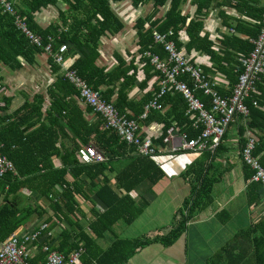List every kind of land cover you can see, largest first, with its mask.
<instances>
[{
    "label": "crops",
    "instance_id": "obj_1",
    "mask_svg": "<svg viewBox=\"0 0 264 264\" xmlns=\"http://www.w3.org/2000/svg\"><path fill=\"white\" fill-rule=\"evenodd\" d=\"M110 3L124 27L119 33H107L100 39V56L95 65L105 69L106 73L117 72L121 68L127 71V75L134 77V83L125 98L135 104L136 110L124 106V112L136 118L139 135L149 137L153 145L160 149L163 145H159V138L167 124L176 129L174 133L179 135L177 116H186V104L182 99L174 103L167 98L162 102L161 110H152L146 118H139L140 109L152 97L159 79L158 73L142 55L136 23L138 19L144 20L153 13L154 6L152 1L142 5H134L132 0H110ZM60 4L61 7L49 5L37 11L35 20L38 26L45 30L58 23L59 10L66 6L62 2ZM204 4L207 7H203ZM169 7L170 1L167 0L153 13L152 21L156 20L160 24ZM180 9L187 18L186 22L200 21L202 28L199 40L192 43L184 26L178 31L179 45L176 48L191 63L216 78L220 90L229 93L234 81L237 82L236 73L244 58V54L238 51L240 43L237 40L247 39L252 44L255 38H248V30L259 25V19H263L264 0H184ZM148 27L149 23L145 22L144 28ZM67 50L64 66L57 69L52 67L48 53L38 54L34 64L24 62L20 69L0 65V85L3 89L0 95V106L3 107L0 110L2 132L8 129L5 128L7 123L15 121L12 118L5 123L2 122L4 118L15 113L25 102H32L37 95H42V111L46 115L53 93L64 95V109L58 121L60 138L57 146L60 154L53 156L51 161L55 169H65L66 185H57L53 195L65 199L63 195L66 187L79 188L73 194L75 214L64 211V216L60 217L52 207L50 198L35 195L29 186H22L18 191L20 205L41 210L42 215L32 213L16 233H31L43 224H48V229L40 239L43 245L41 241L45 236L57 237L62 230L69 229L76 222L88 230L94 221L93 210L101 211L108 207L114 222L107 237L98 239L99 243L105 248L116 241L135 243L130 245L132 249L139 241L166 236L179 216L182 203L193 195V187L202 180H208L210 198L187 221L184 230L171 245L149 242L135 248L134 254L123 264H254L252 261L257 254L264 262V187L252 182L251 178H244V165L240 157L241 148L246 144L248 136L253 135L259 140L264 133L251 128L249 117L241 115L234 118L214 153L160 155L157 161H149L139 159L130 147L127 151L110 147L107 148L105 162L81 165L76 151L84 144L67 121L72 125L81 124L77 129L81 128L83 138L93 137L89 145H95L97 134L94 131L102 121L100 115L84 103L77 92L68 93L65 85L55 87L64 78L66 68L79 57L78 54H68ZM152 50L165 58V52L158 45L154 44ZM121 61L124 62L123 66ZM123 81L121 79L115 85L103 86L105 91L107 88L114 89L110 94V100L114 103L119 98ZM262 84L264 87V77ZM163 116L165 120L163 118L162 121ZM91 128L93 131L90 134ZM86 131L88 133H84ZM30 165L35 163L31 162ZM156 170L160 171L161 176L152 183L151 178L158 176ZM101 187H109L104 195H128L135 204L123 206L115 203L106 206L99 197ZM61 202L63 204L65 200ZM127 214L136 216L131 218ZM223 247L226 248L220 253ZM41 255L40 250L33 251V259H37V263L44 260V255Z\"/></svg>",
    "mask_w": 264,
    "mask_h": 264
},
{
    "label": "trees",
    "instance_id": "obj_2",
    "mask_svg": "<svg viewBox=\"0 0 264 264\" xmlns=\"http://www.w3.org/2000/svg\"><path fill=\"white\" fill-rule=\"evenodd\" d=\"M11 1L20 16L26 21L29 29L42 37L44 46L48 43V36L55 38L53 54L50 55V63L53 68L55 67V69H57L61 67L55 62L54 54L59 51L62 45H65L66 49H68V54L79 55L74 63L66 68L67 70H74L90 87L100 90L106 101H111L110 94L114 89L107 88L105 91L103 90V86H112L117 82H120L121 79H124L120 86L119 98L114 104L122 114H125L124 106H129L134 108V111L136 110V107L134 106L135 104L127 101L125 98L127 97L128 89H130L134 83V77L132 75H127V71L125 72L121 68H119L117 72L106 73L105 69L99 68L95 65L96 60L100 56V39L107 33L111 35L117 34L124 27L117 17L116 12L113 10L110 0ZM149 1H152L154 6L153 13H155L157 8L164 5L167 0H132V3L134 5H142ZM169 1L170 7L160 24L156 20L152 21L153 13L149 14L144 20H137L136 28L138 30L139 38L138 45L140 46L142 55L145 51L149 50L154 53L152 50V47L154 46V31L158 33L171 31V39L175 42V45L178 46V31L186 26V32L188 36H190L191 42L194 43L199 40V32L202 28V22L193 20L186 22L187 18L183 16L180 9L184 0ZM60 2L64 3L66 6L59 10L58 23L51 25L45 30L38 26L35 20V13L41 8L49 5L60 6ZM206 5L207 4H204L203 7H207ZM262 20V18L259 19V25L250 27L251 32L248 30L250 33L248 38L258 37L262 27ZM145 22L149 23L147 29L144 28ZM235 40H237V38ZM237 41L240 43L238 51L244 54V57L248 56L253 50V44L247 39H238ZM159 49L163 51L161 46H159ZM41 53H45L44 48L31 44L27 37L16 28L14 18L10 16V14L4 13L0 7V65L10 67L11 69H20L23 67L24 62L34 64L35 57ZM63 57H65V53L63 54ZM147 62L149 63L148 59ZM120 63L122 66L124 65L123 61ZM241 71L242 67L237 71L238 73H236L237 79ZM206 74L209 75L208 73ZM263 77L264 73L261 76V80L258 82L257 91L252 93L251 98H248L246 103L250 108L249 126L264 133V110L262 108L264 107V87H262ZM235 84L236 82L234 81L233 85ZM62 85H65V88L68 89V93L74 91L77 92L65 78H61L55 87L59 88ZM218 90L223 95H227L228 93L223 92L219 88ZM198 95L208 106H210V97L204 95L201 91L198 92ZM63 96L64 95L60 96L53 93V99L51 100V105L47 110L46 115H44L42 111L44 97L42 95H37L32 102H25L20 109L13 113L14 115L11 114L6 116L2 121L7 123V121L12 120V118L15 120L11 124L7 123L5 128L8 129L5 132L0 131V134H2L0 136V143L3 145L2 153L12 161L16 172H8L0 178V190L4 200L0 203V244L17 232L32 213L37 212L39 216L42 215L41 210L39 211L38 209L20 205L18 191L24 185L29 186L35 195L40 197L47 196L50 198V201H52V207L59 213L58 215L60 217L64 216V211H68L69 213L73 212V215L76 212V203L73 194L77 192L79 188L66 187L63 195L65 199L53 195L54 188L57 185H66L64 179L66 172L65 169H55L51 161L53 156L60 154V150L57 146V142L60 138L58 130L60 126L58 125V121L62 114V110L64 109ZM167 98L173 100L174 103L178 102V99L184 101L182 96L178 93L165 94L162 98V102L164 103ZM143 107L142 109L139 108L141 110L139 112L140 114L143 111ZM90 108L92 109V107ZM2 109L3 107L0 106V110ZM79 113L80 110L78 109V115ZM127 116L131 117L130 115ZM163 118L164 116L162 117V121ZM177 118L179 121L176 122V126L180 127L178 128L179 133H183L186 137L191 139L198 136V131L193 128V122L187 115L180 117L177 116ZM101 121L102 124H100L94 131V134L97 135L95 137V145H93L98 151L107 156V148L117 147L127 151V148L130 147L135 153L134 147L121 141L116 132L106 128L102 118ZM67 124L75 131L78 137L81 138L82 144L89 145V142L93 137L88 135L91 137L83 138L81 128L77 129L81 124L72 125L69 124L68 121ZM37 125H39V127L34 129ZM168 126L169 124L166 125L159 138V145H163V139L166 136V132L171 128V126ZM92 131L93 129L91 128L90 134ZM84 133H88V131ZM254 154L259 157L260 162L264 167V135L259 138ZM135 156L139 157V159L151 161L147 157H141L136 154ZM31 162H34L35 165H30ZM25 163L27 164L26 169L24 168ZM243 167L244 178H251L253 175L251 169L247 165H244ZM157 172L158 176L151 178L152 183L156 182L161 176L160 171L156 170V173ZM21 179L24 180L20 181ZM198 185L200 186L199 188H197ZM108 189L109 187L107 189L101 187L99 191V197L104 201L106 206H112L115 203H119L123 206L129 203L135 204L133 198L128 195H126V197L104 195L105 190ZM210 190L211 188L208 180H202V182H199L193 187V195L184 200L182 206L179 208V216L175 220L176 222H174L171 231L164 237L139 241L132 249L130 245L135 243L116 241L106 248L102 247L99 243L98 239H105L107 237V233L110 231L114 222V219H112L110 215V208L108 207L101 211L98 209L93 210L95 217L94 221L89 225L88 230H84L76 222L74 226H69V229L62 230L57 237L53 238L47 236V238L45 236L41 243H43V245L49 244L53 249L61 252L65 256H68V254L73 251L82 249L78 261L74 264H123L134 254L135 248L145 246L149 242L158 241L165 246L171 245L180 236L187 221L193 217L194 213L201 207V205L206 203V199H208V197L210 198ZM51 195H53V197H50ZM62 200H65L63 204L61 202ZM142 203H145V201H142ZM127 215L131 218L136 216L133 214ZM225 248L226 247H223L220 253H222ZM41 257H43V255H41ZM37 262V259L31 260L32 264H36ZM252 262L254 264H264L259 254L254 256Z\"/></svg>",
    "mask_w": 264,
    "mask_h": 264
},
{
    "label": "built area",
    "instance_id": "obj_3",
    "mask_svg": "<svg viewBox=\"0 0 264 264\" xmlns=\"http://www.w3.org/2000/svg\"><path fill=\"white\" fill-rule=\"evenodd\" d=\"M0 7L4 13L14 18L16 28L23 33L31 44L44 48L45 53L53 54L55 38L48 36V43L44 46L41 36L32 32L26 21L17 12L11 0H0ZM261 31L257 38L252 40L253 50L241 61L242 71L238 75L235 85L227 95L218 90V81L207 75L204 70L191 63L177 48L172 32H155L153 43L161 46L165 58L159 57L150 51L143 56L149 60L154 71L158 73V87L152 97L144 104L139 118H145L151 110H161L162 98L167 93H178L186 104L185 114L192 120L193 128L198 131L196 138H188L185 134L176 135V129L169 128L163 139V147L156 148L149 137H141L138 132L136 118L122 114L114 102L106 101L101 91L90 87L80 78L74 70H65L63 77L77 90L79 98L97 112L108 130L118 134L121 141L135 148V154L157 161L160 155L174 156L175 154L191 152L200 155L204 152L213 153L220 146L221 141L236 116L249 117L250 108L246 101L252 93L257 91L258 82L264 73V17ZM66 46L62 45L54 59L63 67ZM185 78V79H184ZM201 91L210 97V106L198 95ZM3 93L0 86V95ZM256 103V102H255ZM179 132V131H178ZM258 138L250 135L244 147L241 148L240 157L253 175L251 181L264 187V167L254 154ZM3 145L0 143V178L8 172H16L11 160L2 153ZM79 163L90 165L102 163L107 157L93 145H83L76 151ZM2 193L0 190V203ZM48 224H43L31 233H14L0 244V264H32L33 251L38 249L44 255V260L37 264H74L78 261L82 249L73 251L65 256L53 249L49 244H40V239ZM40 246V247H39Z\"/></svg>",
    "mask_w": 264,
    "mask_h": 264
},
{
    "label": "rangeland",
    "instance_id": "obj_4",
    "mask_svg": "<svg viewBox=\"0 0 264 264\" xmlns=\"http://www.w3.org/2000/svg\"><path fill=\"white\" fill-rule=\"evenodd\" d=\"M4 200H3V198H2V200H1V202H3Z\"/></svg>",
    "mask_w": 264,
    "mask_h": 264
}]
</instances>
